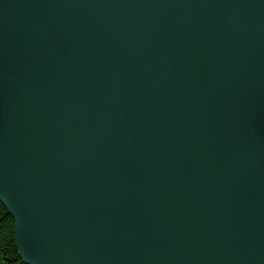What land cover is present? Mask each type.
<instances>
[{
    "label": "water",
    "instance_id": "1",
    "mask_svg": "<svg viewBox=\"0 0 264 264\" xmlns=\"http://www.w3.org/2000/svg\"><path fill=\"white\" fill-rule=\"evenodd\" d=\"M0 202L24 264H264V0H0Z\"/></svg>",
    "mask_w": 264,
    "mask_h": 264
},
{
    "label": "trees",
    "instance_id": "2",
    "mask_svg": "<svg viewBox=\"0 0 264 264\" xmlns=\"http://www.w3.org/2000/svg\"><path fill=\"white\" fill-rule=\"evenodd\" d=\"M0 264H24L16 246V223L1 202Z\"/></svg>",
    "mask_w": 264,
    "mask_h": 264
}]
</instances>
